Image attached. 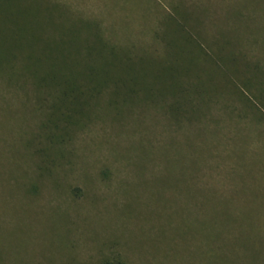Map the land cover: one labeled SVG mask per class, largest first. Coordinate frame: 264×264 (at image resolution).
I'll return each instance as SVG.
<instances>
[{"label":"rangeland","instance_id":"374dc122","mask_svg":"<svg viewBox=\"0 0 264 264\" xmlns=\"http://www.w3.org/2000/svg\"><path fill=\"white\" fill-rule=\"evenodd\" d=\"M44 1L151 45L133 54L157 96L134 114L102 105L63 165L37 170L42 110L0 86V264H264V105L244 85L264 89V0ZM183 86L210 99L179 122Z\"/></svg>","mask_w":264,"mask_h":264},{"label":"trees","instance_id":"16d2710c","mask_svg":"<svg viewBox=\"0 0 264 264\" xmlns=\"http://www.w3.org/2000/svg\"><path fill=\"white\" fill-rule=\"evenodd\" d=\"M54 7L44 0H0V86L25 91L27 100L32 99L34 106L41 108L36 136L27 140L30 145L36 139L34 151L40 157L32 165L37 170L43 167L55 171L53 167L60 166L71 153L69 142L93 121L102 105L116 115L124 107L134 114L137 105L153 104L151 97L156 94L146 87L142 74L145 62L133 54V48L143 46L144 51L151 45L132 42L128 46L127 42L112 38L99 19L88 17L89 22H69L61 19ZM187 36L204 58L213 54L207 42L195 33L188 32ZM220 59H215L217 67L221 65ZM258 61L256 69L264 70L262 60ZM253 80L243 83L249 91L256 90L254 98L264 105L263 85ZM209 95L204 89L183 86L176 98H170L180 116L178 121L190 118V110L198 109L199 103L205 105ZM188 104L193 107L187 108ZM248 105L252 107L250 101ZM25 158L29 159L26 154ZM187 167L191 168V164ZM41 176L34 183L40 182Z\"/></svg>","mask_w":264,"mask_h":264}]
</instances>
